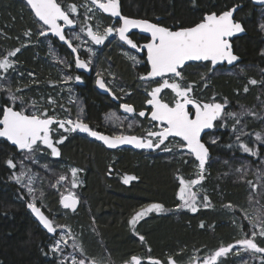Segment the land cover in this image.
I'll use <instances>...</instances> for the list:
<instances>
[{
    "label": "trees",
    "instance_id": "16d2710c",
    "mask_svg": "<svg viewBox=\"0 0 264 264\" xmlns=\"http://www.w3.org/2000/svg\"><path fill=\"white\" fill-rule=\"evenodd\" d=\"M78 1L57 0L63 8ZM119 1L123 16L147 20L170 30L194 26L205 14L213 12L219 14L237 6L234 18L245 30L244 35L231 39L233 51L238 57L237 64L232 68L222 65L213 72H209L211 65L208 62L190 64L182 69V74L184 82L193 85L191 95L201 104L226 103L227 112L239 114L247 110L256 115L241 116L240 124H236L235 119L225 116L222 120L216 121L213 130L203 137V142L210 151L208 170L204 179V185L209 190L210 206L204 207L202 196L198 197L200 203L195 213L185 209L174 210L181 203L177 197L178 178L191 180L188 164L170 152L161 150L152 153L125 148L109 151L89 137L78 133L65 135L67 138L58 146L61 155L55 158L75 164L83 171L80 174L83 186L78 194V200L82 203L76 212L78 214L75 216V213L63 210L59 205L60 198L52 193L45 197L46 206L42 205L41 210L49 218L52 215L65 216L66 220L59 222L60 225L81 226L83 231L78 242L82 245L85 256L90 259L102 260L103 264H124L125 260L135 255L143 260L159 259L163 264H167L170 255L176 264H180L179 261L190 259L195 252L199 254L205 251L212 252L237 241L238 236L233 237L236 228L229 222L232 220L230 209L239 217L237 219L240 225L246 226L247 223L240 213L254 202L259 183L261 187L257 205L264 206V178H257L259 171L264 173V143L255 139L257 133L264 136V55L261 54L264 52V31L260 28V25L264 24L262 12L261 8L245 0ZM100 17L108 25L119 24L118 21L101 13ZM20 22L27 26L36 24L26 4L20 0H0V39L4 32H9L8 34L12 36L8 37L11 39H8L11 47L15 45L12 39L19 31ZM23 28L27 29V27L20 29ZM48 38L68 62L69 76L74 78L79 75L82 78L81 85L76 81L74 87L77 91V100L84 108V122L108 135L123 133L144 136L147 128L154 124L148 121L147 117L141 118L138 115L140 111L150 110L142 86H156L152 82L146 84L139 79L148 72L144 54L134 52L115 38L99 48L94 65L89 68L90 73L83 74L72 67L74 60L68 50L51 36ZM130 38L138 47L147 42V38L136 33H132ZM2 48L5 47L0 40V50ZM122 49L132 51L142 60V64L136 66L126 61L119 53ZM34 54L40 61H33ZM42 57L41 47L27 48L18 53L17 60L23 66L33 61L30 65L41 72ZM103 70H108L114 76L115 82L125 90L124 99L113 91L108 79L103 76L107 86L119 99L112 100L109 96L96 91L95 79L98 75L95 74ZM40 75L45 81L46 73L41 72ZM250 80L257 83L252 85L249 83ZM245 87L248 88L247 92L244 91ZM161 97L169 104L174 101L170 90H164ZM117 100L131 104L136 109L135 123L131 128L124 125L122 129L117 130L113 128L116 126L102 122L103 116L110 111L119 112L121 104ZM4 106H10L9 101L0 92V108ZM22 107L15 103L13 108L19 111ZM23 111L26 114L30 113L27 107L23 108ZM223 120L225 126H222ZM234 125L237 129L236 134L243 128L246 135L241 139L249 147L256 149L257 156H251L238 149ZM213 140L216 142L213 143ZM20 153L21 151L0 140V264H60L61 260L63 264H71L69 259H64L67 250L62 253H52L49 250L50 236L33 219L27 203H24L25 196L20 193L19 186L12 179L16 167H9L6 161L11 158L17 165ZM188 159L189 163H195L192 156L188 155ZM237 169L241 171L238 172ZM125 175L134 176L136 179L124 184ZM252 185L257 186L255 190ZM152 203H160L171 211L163 214L150 213L142 220L144 224L142 230L137 228L132 230L129 220L136 212ZM151 219H154L155 223ZM54 221L58 223L57 219ZM201 224L204 226L201 227ZM152 225L156 228H152ZM247 234L250 235L249 232ZM140 236L144 237L143 241L140 240ZM257 243L264 247V238L258 237ZM248 258L244 261H248L249 264H260L258 259H251L250 256ZM218 264L231 262L223 260Z\"/></svg>",
    "mask_w": 264,
    "mask_h": 264
},
{
    "label": "snow or ice",
    "instance_id": "6c2138e0",
    "mask_svg": "<svg viewBox=\"0 0 264 264\" xmlns=\"http://www.w3.org/2000/svg\"><path fill=\"white\" fill-rule=\"evenodd\" d=\"M90 5L94 7H87V13H93V15L85 14L84 22L78 25L76 19L72 18L77 13L78 6L75 4L68 5L67 8H63L57 0H26L27 5L34 13L35 18L41 23L42 30L39 32L40 36H47L51 33L54 37H57L59 41L65 43L72 53H77L80 47L79 43L73 44V41H80L81 36L79 33L73 31L70 35L66 36L65 27L73 28L78 26L81 33H84L94 45H102L106 39L110 36L118 38L119 42L124 45L130 46V48L140 51L138 45L130 38L131 29H139L141 32L150 33L151 39L143 45V48L147 50V63L150 65V71L145 75H141L139 79L144 82L151 81L156 86L152 87L147 92L149 97L146 100V104L151 106L150 119L155 122L153 127L158 130H147L144 136L125 135L123 133L106 135L97 130L92 129L88 123L78 115L74 121L71 118L57 119L50 115L47 109L40 111L38 108L31 114H26L23 110H14L13 107L4 106L0 108L2 112V118H0V138H6L11 144L15 145L17 149L24 154V158L28 160H35V154L43 150H50L52 157H59L61 155L60 149L57 145L62 144L67 138L61 136L59 140L53 141V125H58L59 129H63L65 133H86L89 137L95 138L97 141H101L109 149H116L122 145H131L136 149L145 150H161L164 152L173 151L172 147L166 145L169 137H179L183 143L176 145L177 148L187 149V154L194 156L198 161L199 176L197 179L185 180L183 177H179V191L177 197L181 204L176 206V211L187 209L193 213L198 211L197 192L193 191V188L201 183L204 179L203 173L205 166L209 160V149L201 142V133L205 129H212L215 125L214 122L222 120L225 116L235 119L236 124H240V117L243 115L256 114L245 110L242 113L227 112L226 103H203L201 104L193 98L191 95L193 91L192 84H186L184 82L182 69L189 61H208L213 66L209 69V72H213L216 68L223 63L232 65L238 60V57L233 54L232 45L229 38L233 37L237 33H242L244 28L241 23L237 22L233 18V14L236 8L223 11L222 13H209L205 14L202 20L195 23L194 26L181 28L176 31H172L167 27H162L155 23H150L143 19H131L121 14L119 0H89ZM258 2L264 5V0H258ZM95 11H99L104 14H108L111 17H119L120 26L110 25L103 27L101 30V24L97 20L95 29L88 25V21L93 20L95 17ZM62 21L63 24L58 23ZM262 31H264V24L260 25ZM25 35L31 37V31L25 32ZM20 48H16L13 51H9L6 55L0 57V73L4 76L0 79H8V74L15 70L14 58L17 53L20 52ZM51 51V49H50ZM92 51L91 48L88 49ZM264 55V52L261 53ZM129 59L134 63L137 62L135 56H129ZM63 63V61H60ZM92 61L81 59L79 55L75 57V67L77 69H83L88 71ZM32 75V73H29ZM159 78V79H157ZM75 79V81L82 82L81 76L77 75L74 78L71 76H65L63 82ZM96 85L108 91L114 99H119L111 89L108 88L105 80L98 74L95 81ZM250 84L255 85L257 81L250 80ZM165 89H170L174 94L173 103L169 104L164 102L161 93ZM0 91L7 92L8 99L12 102L20 101L24 103L22 96H16L12 93L10 85L0 84ZM22 91V89H17ZM245 92L248 88L245 87ZM49 103H53L49 98ZM191 105L195 109L194 116L189 111L188 106ZM33 108H36L35 103L32 104ZM62 107V105H61ZM123 112L128 114L135 113V109L131 104L124 103L120 105ZM140 117H146L145 111L138 113ZM109 119L120 120L116 114H108ZM125 120L127 117L124 118ZM123 123V120H120ZM133 126L132 122L128 123V127ZM225 126V125H222ZM234 134L237 133L235 125L233 126ZM246 135L243 128L238 130L236 134V146L238 149L251 156H257L255 148L249 147L241 137ZM255 139L264 143V136L257 133ZM213 143L216 141L213 140ZM231 147V145H230ZM7 165L11 168H15L16 164L10 158L6 161ZM21 168H24L21 161ZM241 171V169H237ZM78 169L72 168L71 173L74 178L73 187L76 186L75 177ZM261 178H264V173H261ZM14 179L17 184H21L25 187L29 194L34 196L35 189L32 186L34 183V175L29 172L21 171L19 175H14ZM27 183H24V180ZM60 181L65 179L61 176ZM136 179L134 176L125 175L123 177V183L128 184L131 180ZM251 184V182H248ZM55 187V185H53ZM253 190L256 189V185H252ZM43 196V193H41ZM252 199L251 197L249 198ZM60 204L64 209L76 210L78 199L72 193L61 196ZM203 206L208 207V196H203ZM27 207L35 215L41 225L47 230L48 233H56V227L53 225V221L42 212L41 207L33 201L27 203ZM229 207H234L229 205ZM171 211L165 209L160 203H152L147 207L136 212L129 220L130 226L135 228V225L147 216L149 213H165ZM244 218L248 221L250 226V235L245 234V237L235 241L234 244L227 246H221L214 253L208 255L202 260V264H218V258L226 257L236 249V255L241 252L249 254L251 259H258L260 264H264V247H261L257 243V238H264V206L257 208L251 215L245 213ZM204 225L201 224V227ZM63 228L64 226H59ZM68 238L73 240L72 247L80 253L79 259L76 256L69 254L72 264H103L102 260L96 258L89 259L84 254L82 245L76 242L75 237L68 233ZM55 243L51 246L50 251L52 253H62L63 245L68 243L64 234H60ZM140 240L143 241L144 237L140 236ZM239 246V247H237ZM68 259V257H64ZM63 264V260L60 261ZM124 264H141V259L135 255L131 256L128 260L124 261ZM149 264H163L159 259L149 258ZM167 264H176V261L172 256L168 257ZM243 264H249L248 261H244Z\"/></svg>",
    "mask_w": 264,
    "mask_h": 264
},
{
    "label": "rangeland",
    "instance_id": "374dc122",
    "mask_svg": "<svg viewBox=\"0 0 264 264\" xmlns=\"http://www.w3.org/2000/svg\"><path fill=\"white\" fill-rule=\"evenodd\" d=\"M74 4L78 6V9H77V13L72 18L76 19L79 25L84 22L85 14L87 13V7H94V6L90 5L89 0H79L78 2ZM260 12H262V17H263L262 22L264 23V7H261ZM87 14L93 15V13H87ZM95 17L96 18H94L93 20L88 21L89 26L95 29L97 20L102 26L101 30L103 27L110 26L106 24L103 20H101L99 11H95ZM119 25L120 24H116L115 26L119 27ZM18 26H19L18 28L19 31L17 34H15L16 36H14L12 39V42H14L15 44L13 47L9 45L10 41L8 40L12 37L10 36L11 34H8L9 32H4V35H2L0 40L3 43V46L5 48H2L0 50V57L6 55L9 51L15 50L16 48H20L21 49L20 51H24L27 48L33 49V48L41 47L43 51V57L41 58V65L43 68L41 72L46 73L45 75L46 80L44 81L41 78V75H40L41 72L39 69H36L33 65H30L35 60L40 61V59L37 57L36 54H34L33 61L29 65L23 66L17 60V56H18V53H17V55L14 58H12L16 62L15 70L8 74V79L6 80L0 79V84L5 85V86L10 85L12 89V93L15 94L16 96H22L24 98V103L21 104L20 101L12 102L8 99L9 94L7 92L0 91L3 94V97L9 101L10 107H14L15 103H18L20 106H23L20 110H23V108L27 107L28 110L30 111L29 114H31L33 111H35L38 108L40 111L47 109L48 113L57 119L71 118L72 120L75 121L78 115H80V117L83 119L84 108L82 107L81 102L77 100V91H76V88L74 87L76 84V81L75 79H72V80L67 81L66 83L63 82L64 77L69 76V73H68L69 64L62 57V55L58 53L56 48L52 45L50 39L48 38L49 34L47 36L39 35V32L42 30L43 26L39 24L38 22H36V24L32 26L31 25L27 26V24L20 22ZM21 27H27V29H24V28H23L24 30L20 29ZM29 30L31 31L30 38L25 35V32ZM73 31L79 33L81 36L80 41L74 40L73 44L76 45L77 43H79L80 47L78 51L80 52L82 56L81 58L84 60L90 59L92 61L91 63L92 66L94 65L95 56L97 55L99 48H101L107 42L112 41L116 38L113 35V36L108 37V39H106L104 44L94 45L90 42L89 38L84 33L80 32V29L78 26ZM73 31H69L66 35H70L71 32ZM89 48L92 49L91 52L88 51ZM119 53L121 56L124 57L126 61L132 62L136 66H139L140 64H142V60L138 58L132 51L122 49V50H119ZM130 55L135 56L137 62L134 63L132 60H130L129 59ZM60 61H63V63H61ZM72 67L76 68L74 63ZM87 72L90 73V69ZM29 73H32V75H29ZM99 74L101 77L103 76L108 79L109 85L111 86L113 91L118 94V96L121 95V98L122 97L123 99L125 98V93H124L125 90L122 88V86L118 85L115 82L114 76L111 73H109L108 70H103ZM95 75H98V73H96ZM2 76H4V74L0 73V77ZM18 88L22 89V91H17ZM142 88H143L142 91L145 93V95H147V92L151 90L152 86L144 85L142 86ZM165 90H170V89H165ZM128 92L129 91H127V93ZM174 96L175 94L173 93V98ZM49 98L52 99L53 103H49ZM147 99H148V96H147ZM118 102H120V104H124L121 101H118ZM33 103H35L36 108L32 107ZM113 112L116 114L117 117L120 118V120H123V123H120V120L108 118V114L113 113ZM110 113L106 114L105 117L103 116L102 122L108 125L116 126L113 128L117 130L122 129L124 125L128 126L129 122H132L133 125L135 123V120H134L135 115L132 116L133 118L130 117L125 120L124 118L127 116H122L121 114H119L118 111L117 113L115 111H112V112L110 111ZM224 123H225V120L222 121V124ZM52 127L54 129L52 133L54 142L56 140H59L62 135L65 136L66 134L77 133V132L65 133L63 129H59L58 125H53ZM147 130H158V129L151 126L147 128ZM168 140L170 141L169 142L166 141L165 142L166 145L173 148V151H171L170 153L173 154L174 157H177L178 159H180L183 163H186L188 164V166H190L191 180L197 179L199 176L198 163L196 161L194 164L189 163L188 154L185 152L184 148L179 149L176 147V145L183 143V142L177 139H168ZM41 149L42 151L37 152L35 154L34 161L25 159L24 154L22 153H20L21 156L17 158L18 161L16 165V171L14 172L12 179L15 181L14 175H19L22 170L25 172L30 171V173L33 174L35 177L34 183L32 185L34 189L36 190L34 193V196L29 194L27 189L25 187H22L21 184L16 183L19 186L20 193L23 194L26 198L24 203L26 204L34 200L35 203L38 201L39 204H41V205L38 204L37 205L38 207H42V205L46 206L45 197L50 193L55 194L59 198H61V196L72 193L78 199L79 189L83 186V182L80 177V174H82L83 171L75 164H71L70 162H67L65 160L61 161L59 159H55L59 157H52L50 154V150H43V146H41ZM53 159H55L56 161L54 162ZM21 161L23 162V165H24L23 169L21 168ZM72 168L78 169L77 175L75 177V182H76L75 187H73L74 178L71 173ZM207 168H208V163L206 164L205 171L203 173L204 179L207 174V170H208ZM261 173L263 172L259 171V173L257 174V178L261 177L260 175ZM61 176L65 177L63 181H60L59 179ZM204 179L201 181L199 185L193 188V191L197 192V198L202 196V199H203L204 195L208 196L209 194L208 188L204 185ZM23 182L27 183V180L25 179ZM53 185H55V187H53ZM260 187H261V183H259L258 185V191L255 193L254 202L251 203L252 205H250L245 210L241 211L240 214L242 215L243 218H244L245 213L251 215L255 212L257 208H260L257 205L258 196L260 193V190H259ZM41 193H43V196H41ZM47 198L46 200H48ZM81 203L82 202H80V204ZM230 210H231L230 213L232 214L231 215L232 220L229 222H232V225H234L236 230H238L237 233L235 230L233 237L238 236L237 240L242 239L245 237V234H247V232L250 233V226L248 225V221L244 218L247 224L246 226H241L237 219L239 217L237 215H236L237 217L235 216L236 213L234 214L232 212V209ZM72 213H75L74 214L75 216H77L78 214L76 212H72ZM147 216H145L144 218H146ZM50 217H51L50 219L53 221L54 227H56V233L53 234V236L52 235L50 236L51 240L49 242V250L51 246L55 243L54 236L56 237V239H58L61 233L64 234L65 238L68 240V243L66 245H63V242H62L63 252L66 250L68 251L66 252V257H68V259L70 260L69 262H71L72 264L69 254L74 255L77 257V259H79L80 253L72 247L73 240L71 238H68V233H71L75 237L76 242L79 244L78 240L80 238V235L83 229L81 228V226H78V225L77 227L74 226V224H65L63 225L64 227L61 228L59 227L61 226L59 222L63 220L65 221L66 220L65 216L61 215L60 217H56L55 215H52ZM55 219H57L58 223H55L54 221ZM143 219H141L135 225V228H137L138 230L139 229L142 230V226L144 225L142 223ZM151 220L153 221V223H155L154 219H151ZM135 228L132 227V230ZM152 228H156V226L152 225ZM212 253H214V251L212 252L205 251L200 254L195 252L193 256L190 257V259H187L186 261H179V263L180 264H202L201 260H203L205 257H207L208 255ZM235 253H236V249H233V252L231 254L227 255L226 257L218 258V262L223 261V260L224 261L228 260L229 262H231V264H243L244 259H249L248 258L249 256L248 257L245 256V255H249L247 253L241 252L239 255H236ZM139 258L141 259V257ZM141 264H149V260L141 259Z\"/></svg>",
    "mask_w": 264,
    "mask_h": 264
},
{
    "label": "water",
    "instance_id": "95a60500",
    "mask_svg": "<svg viewBox=\"0 0 264 264\" xmlns=\"http://www.w3.org/2000/svg\"><path fill=\"white\" fill-rule=\"evenodd\" d=\"M20 1H22V2H24V3L26 4L28 10L32 13V16L34 17V19L36 20V22H38L37 19H36L35 16H34V13L31 11L30 7L27 5L26 0H20ZM231 1L238 2V1H243V0H231ZM245 1H249V2H251L252 5H254V6L257 7V8L264 7V5L260 4V3L258 2V0H245ZM119 4H120V1H119ZM234 7L236 8V11H237V9H238L237 6H234ZM231 9H232V8H231ZM120 11H121V10H120ZM236 11H235L234 14H233V18H234V16H235ZM100 13H101V12H100ZM101 14H103V15H105V16H107V17H110V18H112V19H114V20L120 22L119 17H115V18H113V17H111V16L108 15V14H104V13H101ZM128 18H129V17H128ZM131 19H134V18H131ZM234 20H235V18H234ZM235 21H236V20H235ZM237 22H238V21H237ZM38 23L41 24L40 22H38ZM58 23L63 24L62 21H58ZM120 23H121V22H120ZM150 23H152V22H150ZM239 23H240V22H239ZM43 27H44V26H43ZM76 28H77V26H74L73 28L65 27V33L67 34L68 31H73V30H75ZM178 30H179V29H178ZM172 31H176V30H172ZM132 33H136V34H139L140 36H143V37L147 38V42L151 39V35H150V33H144V32H141L139 29H131L129 35L132 34ZM244 33H245V30H244L242 33H237V34L234 35L233 37L229 38L230 43H231V39H233V38L236 37V36L244 35ZM48 34H49V36H51L53 39H55V40L57 41L58 44H60L61 46H64V47L68 50V52L72 55L73 60H74L73 62H74V64H75V57H76V55H79V56H80L79 51H78L77 53H75V54L72 53V52H71V49H70L65 43L59 41V39H58L57 37H54L51 33H48ZM66 36H67V35H66ZM117 39H118V38H117ZM147 42H145V43H143L141 46H139V48L141 49L140 51H137V50H135V49H132V48H130V46H129V48L132 49L134 52H136V53H138V54H144L145 64L148 66V71H150V65L147 63V50L143 48V45L146 44ZM231 45H232V43H231ZM127 46H128V45H127ZM232 50H233V48H232ZM233 54L236 55V54L234 53V51H233ZM80 58H81V56H80ZM206 62H208V61H189V62H187V64H186L185 66L190 65V64H198V63H206ZM237 62H238V60L235 61L232 65H229V64H227V63L225 62V63H223L222 65H226L227 67L232 68V67H234V66L237 64ZM209 63H210V62H209ZM210 65H211V63H210ZM222 65H220V66H222ZM185 66H184V67H185ZM220 66H218V67H220ZM212 67H213V66L211 65V68H212ZM218 67H217V68H218ZM96 79H97V78H96ZM96 79H95V81H96ZM157 79H159V78H157ZM143 82H144V81H143ZM149 82H151V81H149ZM77 83H78V85L81 84V82H78V81H77ZM146 83H147V82H146ZM95 89H96V91H97L98 93H100L101 95L109 96L112 100H115V99L113 98V96H112L111 94H109L108 91H105L104 89L99 88V87L96 85V83H95ZM148 98H149V97H148ZM148 106H149V105H148ZM149 107H150V112H151V106H149ZM188 109H189V111L191 110V113H192V115L194 116V114H195V109L192 108L191 105L188 106ZM14 110H15V109H14ZM119 112H120L121 115H124V116H127V117H131V116H134V115L136 114V112L133 113V114L125 113V112H123V110H122L120 107H119ZM150 112L147 113V112L145 111L147 118L151 121V119H150ZM1 118H2V117H1ZM141 118H144V117H141ZM151 122H153V121H151ZM153 123H155V122H153ZM214 125H215V122H214ZM89 126H90V125H89ZM90 127H91V126H90ZM91 128H92V127H91ZM213 128H214V127H213ZM213 128H212V129H205V130L201 133V142H202V143H204V142H203V137H204L206 134L210 133L211 130H213ZM92 129H93V128H92ZM94 130H95V129H94ZM77 133L80 134V135H84V136L89 137L86 133H80V132H78V131H77ZM103 134H104V133H103ZM106 135H108V134H106ZM171 138H176V139H179V140L181 141V139H180L179 137H169V139H171ZM89 139H91V140H93V141L99 143V144L102 145L106 150H109V151H117V150H122V149H124V148H125V149H129V150H132V151H143V152H146V153H152V152L155 151V150L136 149V148L132 147L131 145H122V146H120V147H118V148H116V149H109V148H108L106 145H104L101 141H97V140H95V138H93V137H89ZM0 140L3 141V142H6V143L9 144L11 147H14L17 151H20L19 149L16 148L15 145L11 144L10 141H7L6 138H0ZM204 144H205V143H204ZM205 146L207 147L206 144H205ZM207 148H208V147H207ZM185 151L187 152V149H186V148H185ZM209 156H210V151H209ZM192 157H193L194 160H195V157H194V156H192ZM195 161H196V160H195ZM196 162L198 163V161H196ZM207 162H208V161H207ZM206 164H207V163H206ZM60 199H61V198H60ZM59 205H60V207H61L62 209H64L63 206L60 204V200H59ZM79 207H80V201L78 200V204H77V206H76V210H75V211H73V210H71V209H64V210H68V211H70V212H77V210L79 209ZM29 211H30L31 216L34 218V220L36 221V223L39 225V227H40L42 230H44V231L47 233L48 236H51V235L53 236V233H48L47 230L43 227V225L40 224V222H39L38 219L35 217V215L31 212L30 209H29ZM42 212H43V211H42ZM44 214H45V213H44ZM45 215H46V214H45ZM49 219H50V218H49ZM50 220H51V219H50ZM237 247H239V246H237ZM80 258H81V257H80Z\"/></svg>",
    "mask_w": 264,
    "mask_h": 264
},
{
    "label": "flooded vegetation",
    "instance_id": "af4514ba",
    "mask_svg": "<svg viewBox=\"0 0 264 264\" xmlns=\"http://www.w3.org/2000/svg\"><path fill=\"white\" fill-rule=\"evenodd\" d=\"M131 35V34H130ZM82 59V58H81ZM79 70V72H83V74L84 73H88L87 71H85V70H83V69H78ZM89 71V70H88ZM81 80H82V78H81ZM145 111V110H144ZM150 111V110H149ZM135 112H136V109H135ZM147 112V111H146ZM190 112H191V110H190ZM137 113V112H136ZM147 113H149V112H147ZM135 115H137V114H135ZM147 117V116H146ZM145 118V117H144Z\"/></svg>",
    "mask_w": 264,
    "mask_h": 264
},
{
    "label": "bare ground",
    "instance_id": "6f19581e",
    "mask_svg": "<svg viewBox=\"0 0 264 264\" xmlns=\"http://www.w3.org/2000/svg\"><path fill=\"white\" fill-rule=\"evenodd\" d=\"M31 13V12H30ZM119 22V21H118ZM119 24H120V22H119ZM120 26V25H119ZM139 35V34H138ZM145 59V58H144ZM145 61V60H144ZM209 63V62H208ZM200 64V63H199ZM81 85V84H80ZM110 98V97H109ZM119 110V109H118ZM150 112V111H149ZM120 113V112H119ZM122 116H124V115H122ZM132 117V116H131ZM148 119V118H147ZM148 121H150L149 119H148ZM153 123V122H152ZM171 139H176V138H171ZM177 140H179V139H177ZM102 146V145H101ZM103 147V146H102ZM184 150H185V148H184ZM186 152V151H185ZM187 153V152H186ZM30 212V211H29ZM34 219V218H33Z\"/></svg>",
    "mask_w": 264,
    "mask_h": 264
}]
</instances>
